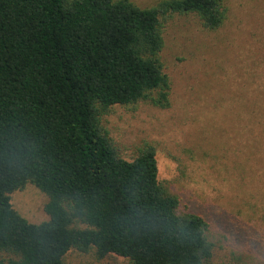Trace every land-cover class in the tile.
Returning a JSON list of instances; mask_svg holds the SVG:
<instances>
[{
  "label": "trees",
  "instance_id": "1",
  "mask_svg": "<svg viewBox=\"0 0 264 264\" xmlns=\"http://www.w3.org/2000/svg\"><path fill=\"white\" fill-rule=\"evenodd\" d=\"M209 30L225 0H0V264H70L71 249L127 264H210L212 224L159 177L156 146L126 159L103 117L116 105L171 106L163 17ZM48 197L30 222L12 193ZM112 264H122L115 262Z\"/></svg>",
  "mask_w": 264,
  "mask_h": 264
},
{
  "label": "rangeland",
  "instance_id": "2",
  "mask_svg": "<svg viewBox=\"0 0 264 264\" xmlns=\"http://www.w3.org/2000/svg\"><path fill=\"white\" fill-rule=\"evenodd\" d=\"M142 7L163 0H132ZM224 25L195 14L163 17L162 59L171 106L116 105L103 117L126 159L156 146L160 180L205 214L215 244L210 264H264V0H225ZM48 197L28 184L12 193L30 222L49 220ZM70 264L129 263L71 249Z\"/></svg>",
  "mask_w": 264,
  "mask_h": 264
}]
</instances>
